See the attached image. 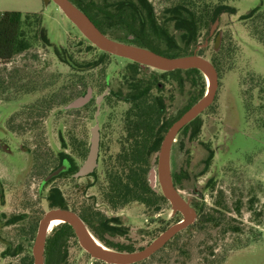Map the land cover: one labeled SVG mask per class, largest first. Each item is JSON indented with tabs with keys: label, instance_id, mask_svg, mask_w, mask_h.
<instances>
[{
	"label": "rangeland",
	"instance_id": "374dc122",
	"mask_svg": "<svg viewBox=\"0 0 264 264\" xmlns=\"http://www.w3.org/2000/svg\"><path fill=\"white\" fill-rule=\"evenodd\" d=\"M170 1L148 0V5L156 15H160ZM203 1L220 7L210 28L197 34V39L183 41L178 32L177 44L174 45L169 39L158 38L156 33L152 35L149 32L151 36H145L144 40L165 51L178 53L190 48L193 53H199L202 50L203 56L211 62L218 35L223 37L225 48L231 50L230 56L221 58L216 98L212 107L202 115L200 134L192 141L179 134L173 143L171 170L177 167V171L190 176V180L184 178L181 187H175L191 207L196 209L198 204L203 203L206 209H212L221 196L228 207L227 216L233 219L230 223L239 230L226 234H222L219 228L182 233L165 250L137 264H264V83L261 82L264 79V44L252 36L250 21L241 19L257 7L264 9V0ZM5 11L40 13L47 36L45 43H37L7 64L0 63V183L5 189L7 201L3 210L8 215L4 223L11 224L2 231V235L12 240L10 254L20 245L28 256L33 255L40 221L51 210L47 200L49 190L58 187L68 197L74 186L67 176L43 184V174L34 173L33 152L40 144L54 156L61 153L69 156L72 152L69 134L75 131L77 135L87 134L88 137L89 129L96 124L97 107L93 103L86 110L74 112L66 106L87 86L95 88V96L103 93L107 81L114 90L119 89L127 74L125 71L132 69V61L111 54L105 57L102 51L96 49L88 51L92 43L51 0H0V17ZM111 31L124 40L139 41L116 25L111 27ZM81 42L83 45H79ZM55 47L66 49L67 59L78 66L87 67L103 60L91 70L77 71L65 61L63 53H56ZM139 70L142 76L154 71L144 66ZM12 79L16 83L12 84ZM205 81L208 89L206 78ZM177 97L175 106L169 109L170 117L177 115L179 108L186 104L182 94L177 92ZM44 100L50 101V108L34 129L25 134L12 130L11 127L26 123L23 112L27 108ZM129 106L115 96L108 97L98 115V122L104 130L107 157L121 150L119 141L124 136L123 116ZM210 151L214 155L207 167L205 162ZM76 163L80 164L81 159H76ZM96 173L95 178L78 181V185L95 184L86 189L84 198L91 200L95 197L97 208L110 217L121 218L135 232L132 236L137 238L132 239L136 246H148L175 224L171 223L176 215L171 206L162 207L154 216L152 211L139 203L117 211L110 210L98 191V184L104 183L101 161ZM212 183L213 189L208 188ZM19 187L26 193L33 213L26 211L24 214L14 205V191L11 193V189ZM155 189L161 192L158 183ZM200 193L204 196L200 197ZM237 205L241 206L239 213L236 212ZM35 209L38 210L36 215ZM23 214L25 221L20 220ZM33 219L34 227L30 231ZM24 227L27 231L25 239H22L20 236ZM163 227L166 229L161 231ZM155 234L157 236L153 238ZM4 250L5 246L0 243V264L20 263L19 256L4 258ZM65 264L106 263L91 257L76 238L68 243Z\"/></svg>",
	"mask_w": 264,
	"mask_h": 264
},
{
	"label": "trees",
	"instance_id": "16d2710c",
	"mask_svg": "<svg viewBox=\"0 0 264 264\" xmlns=\"http://www.w3.org/2000/svg\"><path fill=\"white\" fill-rule=\"evenodd\" d=\"M71 1L84 11L105 35L108 34L105 29L116 25L121 31L136 36L139 41L124 40L115 34H110L114 40L147 48L168 57H181L193 54V52L190 48L178 53L174 50H161L159 47L147 43L144 37H150L149 32L152 35L156 33L158 38L169 39L175 45L177 36H179L178 32H180L183 41L191 42L198 38L197 34L210 28L214 14L220 7L210 5L203 0H171L170 5L164 9L162 14L156 15L153 9L149 8L147 0ZM241 19L250 21L252 36L264 44V9L257 7ZM46 37V29L40 13L23 14L17 11H5L0 17V63L7 64L16 56L29 51L37 43H45ZM223 41L221 35L215 39V55L212 63L218 73L221 72V58H226L231 54V50L225 48ZM79 45H83V43L81 42ZM93 49L99 50L92 44L87 48L88 51ZM55 51L63 53L65 61L70 62L66 57V49L55 47ZM103 54L105 57L110 55L105 52ZM198 54L204 55L202 50ZM69 57L74 60L71 55ZM102 60L94 63L92 68L98 66ZM132 67L134 70H139L142 65L132 63ZM128 82L130 88L124 98L118 97L116 94L110 95V97L115 96L125 101L130 106L123 116L124 136L119 141L120 152L107 157L105 147H102V151L105 150L101 155L104 183L98 184V191L103 202L112 211L139 203L146 210L152 211V216H154L162 207L171 205L159 190L151 186L150 171L157 166L159 150L166 132L177 119L204 97L207 91L206 81L200 70L188 69L169 72L152 70L151 73H144V76L135 72ZM261 82L264 83V79H261ZM14 83H16L15 80L12 84ZM177 92L185 97L186 104L179 108L177 115L170 117L169 109L174 107L178 100ZM49 103L50 101L44 100L39 105L27 108L23 112V119L26 123L15 128L11 127L12 130L15 129L17 132L25 134L26 131L34 129L45 116L46 110H49ZM202 115L186 125L179 134L188 137L189 141L197 138L203 125ZM39 146V150L33 152L34 173L40 176L43 174L45 179L49 173L60 167L68 159V156L62 153L59 156H54L51 152L44 150L42 145L39 144ZM75 150L80 156L85 157L88 147L77 142ZM213 155V151H210L205 162L207 167L211 163ZM73 172L74 168H69L66 172L48 181L49 184L67 176L74 184L73 191L69 193L68 197L58 187L49 190L47 200L50 209H68L77 213L92 235L103 245L113 250L130 253L147 246H136L132 239L135 232L126 226L121 218L110 217L105 211L97 208L95 197L86 200L83 193L95 184L78 185L76 179L72 178ZM96 174L95 171L90 178H95ZM172 177L174 185L178 188L182 186L184 178L190 180V176L187 177V174L177 171V167L173 169ZM212 187H214V183L210 184L208 188ZM224 202V198L220 196V199L216 201V206L212 209H206L203 203L198 204L196 206L198 213L196 222L178 233L157 253L169 247L182 233L204 232L208 229L218 228L222 234L230 231L238 232L239 228L230 223L233 219L227 216L228 207ZM253 202L252 200L251 203ZM240 211L241 206L237 205L236 212ZM181 220L182 215L176 213L171 223ZM166 227H163L161 231ZM156 236L157 234L153 235V238ZM76 238L74 230L69 224L62 223L56 226L47 237L45 264H65L68 243ZM157 253L151 257L153 258ZM24 262L25 264H34L33 255L26 256Z\"/></svg>",
	"mask_w": 264,
	"mask_h": 264
},
{
	"label": "water",
	"instance_id": "95a60500",
	"mask_svg": "<svg viewBox=\"0 0 264 264\" xmlns=\"http://www.w3.org/2000/svg\"><path fill=\"white\" fill-rule=\"evenodd\" d=\"M51 1L59 7L63 14L73 23L80 33L90 41V43L105 53L128 59L148 69L157 71L169 72L174 70L198 69L204 74L205 78L206 73L211 75L212 83L211 86L208 85L204 97L177 119L166 132L159 150L156 169L153 168L149 174L151 186L155 188L157 183L159 184L161 193L167 201H169L174 213H180L183 216L181 221L167 228L144 249L130 253L116 251L120 255L115 256L103 251L92 241L88 234V232H90L89 229L77 213L68 209L56 208L49 210L41 219L32 250L34 264H45V247L50 231V220L53 217L62 216L65 219V223L69 224L74 230L81 247L90 254L91 257L105 262L106 264H135L144 261L160 251L178 233L187 229L197 220L198 213L196 209L191 207L189 203L186 202V204H184L181 201L180 197L182 198V196H180L174 185L171 170V151L179 132L186 125L203 114V112L214 103L216 98L218 71L210 60L198 54L197 51L186 56L168 57L147 48L114 40L105 35L90 17L71 0ZM92 97V89L90 88L85 96L78 97L71 101L66 106V109L82 107L88 103ZM102 98L103 96L97 98L98 111L95 115L96 125L91 129V143L88 156L75 174L76 178L86 177L92 174L99 166L100 132L98 115ZM68 169L69 163L65 160L60 167L53 170L45 177L43 184L61 175Z\"/></svg>",
	"mask_w": 264,
	"mask_h": 264
},
{
	"label": "flooded vegetation",
	"instance_id": "af4514ba",
	"mask_svg": "<svg viewBox=\"0 0 264 264\" xmlns=\"http://www.w3.org/2000/svg\"><path fill=\"white\" fill-rule=\"evenodd\" d=\"M147 2H148V0H147ZM105 30L108 32V34H106L108 37L111 36L110 34H114L111 31V28H107ZM69 63L72 66V68L76 69L77 71H84V70H87L88 71V70L93 69L92 68V65H89L87 67H82V66H78V65L74 64L73 62H69ZM132 63H135V62L132 61ZM131 68L132 69L125 71L127 74L124 75V80H122V83H121L119 89H115L114 90L113 86L109 85V82L107 81V85H106L105 90L103 91V93H101V95H99V96H103V98L101 100V104H100V109H99L100 111L102 109V106L106 103V99H108V97H110V95L116 94L118 97L124 98L125 97L124 95H126L128 93L129 88H130V84H129L128 80L130 79V77L133 74H135V72H139L140 71L138 69L137 70H134L133 67H131ZM141 78H143V77H141ZM90 88L92 89V95H93L92 99L88 103H86L84 106H82V107L75 108V109H71L72 111H74V112H80L82 110H86L89 107H91V105L94 103L96 105V107H97V110H96V113H97V111H98L97 98L99 96H95V94H94V89L95 88L94 87L87 86L86 89L84 91H82L76 98L81 97V96H85ZM76 98H74V99H76ZM100 111H99V114H100ZM96 113H95V115H96ZM98 124H99V132H100V150H99L98 164H100L101 155H102V153H104V151H102V147H105V145H104V142H103V140H104V132L103 131L104 130H103L102 125H100L99 122H98ZM123 128H124V126H123ZM91 129L92 128H90L89 131H88V137H87V134L77 135L75 133V131H72L69 134V146H70L72 152L68 156L67 161L69 163V168L70 169L71 168L72 169L74 168V172L72 174V178L76 179L77 182L79 180H81V179H88V178H90L91 175L98 169V168H96V170L92 174H90V175H88L86 177H81V178H76L75 177V174L77 173V171L79 170V168L82 166V164L85 162V160H86V158L88 156L89 147H90V143H91ZM77 142H78V144H81V145H87L88 151H87V154H86L85 157L80 156V154L75 150V147L77 145ZM175 142H176V139H175ZM76 159H81V163L80 164H77L76 163ZM12 190L14 191L13 193H12ZM11 193H12V196L14 197L13 200L15 201L14 205L16 204V208H19V210H23L24 211V214L26 213V211H28L30 213H33L32 206L30 205L29 202H27L26 193L20 187L17 188V189H15V190L14 189H11ZM202 196H204V195L202 193H200V197H202ZM5 197H6L5 189L3 188L2 184L0 183V243L5 246V250H4V253H3V257L6 258V259H9L11 256H14V257L15 256L16 257L19 256V258H20V263L19 264H25L24 261H25L26 255H25V251H23L24 249L22 248V246L19 245V246L15 247L13 249V251H12V254H10L12 240H10L9 238L7 239L6 237H4L2 235V231L8 225H11L9 223H7L8 225H6L4 223V220H7L5 218H7L6 216L8 215V213H6L3 210L4 209V203L7 202L6 199H5ZM35 210L36 211L34 213L36 215L38 210L37 209H35ZM24 214L22 215V218L20 220L25 221L26 218H25V215ZM16 216L17 215H14L13 217H16ZM34 222H35L34 219L31 220V223H30V226H29V230L30 231L33 230ZM62 223H65V222H60V223L56 224L55 226H58V225H60ZM22 230L23 231L21 232V236L20 237L22 239H25V237H26L25 235H26V231L27 230L25 229V227ZM20 256H22V257H20Z\"/></svg>",
	"mask_w": 264,
	"mask_h": 264
},
{
	"label": "bare ground",
	"instance_id": "6f19581e",
	"mask_svg": "<svg viewBox=\"0 0 264 264\" xmlns=\"http://www.w3.org/2000/svg\"><path fill=\"white\" fill-rule=\"evenodd\" d=\"M206 78H207V81H208V85L211 86V83H212V78H211V75L206 73ZM181 201L186 204V201H184L181 197H180ZM60 222H65V219L62 217V216H56V217H53L51 220H50V228L51 229L52 227H54L56 224L60 223ZM88 232V231H87ZM90 238L92 239V241H94V243H96V245H98V247H100L103 251L111 254V255H115V256H118L120 255L119 253H117L116 251H114L113 249L111 248H108V247H105L103 246L100 242H98L90 232H88Z\"/></svg>",
	"mask_w": 264,
	"mask_h": 264
}]
</instances>
